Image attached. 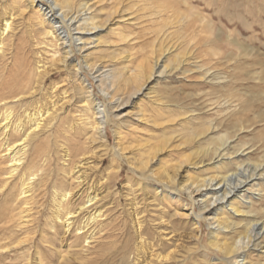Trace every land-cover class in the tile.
Here are the masks:
<instances>
[{
  "label": "rangeland",
  "instance_id": "rangeland-1",
  "mask_svg": "<svg viewBox=\"0 0 264 264\" xmlns=\"http://www.w3.org/2000/svg\"><path fill=\"white\" fill-rule=\"evenodd\" d=\"M22 1L24 0H9L8 3L18 7ZM130 1L135 0L128 2ZM166 1L169 4L175 3V0ZM181 2L175 3L174 6L177 11L188 16V21L183 22L186 25L181 23L183 18L177 15L169 18V15L165 13L162 16L149 18L151 10L146 8L147 12L142 13L134 24L120 28L112 26L99 35L101 45L98 54L109 56L117 51L122 54L118 62L106 58L104 66L109 68L108 71L111 69L118 72L116 75L119 77V87L122 88L120 91L124 92L119 93V97L122 94L123 107L115 114H119V118L122 117L125 122L120 130L122 135L119 137L122 139V153L127 161L119 159L115 154L119 139L115 134V124L118 121L114 117L107 124L102 140L101 135L93 134L92 126L88 131L79 126L87 107L82 102L85 97L81 91L82 81L76 77V73L55 72L44 78L40 85L38 84L42 71L38 67L44 64L51 66L53 54L58 49H53L50 45H42L43 38L32 35L33 29L27 20L28 17L20 15L18 10L13 11L15 30L10 35L17 34L15 45L20 39L22 40L18 46L23 48L25 58L21 52L15 59L16 51H13L12 55L11 51H7L6 58L4 54H0V100L7 92L18 88L27 75L29 77L26 69H30L33 70L32 85L37 91L34 100L40 103L42 109H52V106L56 104L54 112L61 117L57 126L46 130L40 141L38 140L39 143L34 144L26 160L29 173L44 174L43 180L36 183L31 196L28 194L24 198L22 195L21 177L13 181L10 187H6L4 183L8 178L6 170L8 164L0 158V264H36L35 259L38 254L46 264H121L125 258H130L134 247L140 242L136 233V224L139 220L144 224L143 235L147 242L158 245L168 236L167 239L181 244L178 259L187 255L184 248H196V253L192 257V259L195 258L194 260L199 258L196 264L221 262L223 255L209 246L211 236L207 222L202 223L200 238L201 243L207 247L208 259L199 254L200 250L195 241L197 233L194 222L183 215L189 214L193 207L188 195L183 194L178 201L169 200V198L165 201L161 199L154 201L157 193L161 196L162 186L156 181H144L133 171L132 166L139 169V163L146 159L145 163H150L144 170L147 175L162 180L166 174L176 172L175 167L180 162L188 158L195 159L200 150L214 146L217 144V139L222 136V132L208 135L207 138L206 135L199 138V143L189 140L192 129H206L207 121L219 117L218 109L202 110L193 114L196 119L193 122L195 126H192L191 115L173 122L169 121L167 115L170 113L163 109L164 106L161 107L164 103H169L170 108L178 112L177 110L180 109L175 106H182L183 110H189V108L199 110L205 105L229 104L238 98L245 102L264 95V82L259 80L264 78V0H181ZM138 5L145 6V4ZM9 9L10 5L0 6V21L6 12H10ZM141 9L134 11L138 15L143 11ZM205 23L213 29L211 31L206 29ZM118 33L128 37L129 42L119 41ZM114 42L119 46L118 48L111 47L110 44L115 45ZM74 50L73 60L84 66L83 56L76 49ZM162 50L171 53L166 60V67H170L169 71L177 66L178 60L183 58L187 60L185 69L193 73L183 76L182 73L176 72L166 79L153 82L143 91V94L130 98L129 95L131 94L132 97V93L125 90L130 86L126 82L127 78L133 76L135 72V74L138 73L140 63L143 64L146 58L154 60L151 56L152 52L159 54L163 52ZM91 73L87 70L84 75L90 80L93 93L98 98V102L108 106L111 111V100L103 93V89H107V92L113 95L112 83L105 82L101 89ZM257 98L253 100V103L258 112L262 113V117L250 125V130L240 134L239 137L242 146L263 147L252 155L253 162L264 156V123L260 122L264 119V100ZM35 108L33 105H14V119L27 120V115L30 112L34 113ZM175 112H172V116L176 115ZM3 115L4 110L0 108V118ZM167 140L171 141L167 146H162ZM77 142L89 144L83 149L74 148ZM2 144L3 137H0V153L3 151ZM64 145L67 147L74 145L72 147L74 153L87 154L89 159L94 161L91 171L87 173L89 177L98 178L96 185L100 186L99 194L103 199L101 204L105 213V222L104 225L102 223L103 227L101 225L97 228L98 233L96 232L97 237L93 244L84 239L78 240L76 234L80 232L74 233L69 240L62 242L64 230L60 224L53 222V212L57 210L53 200L59 192L68 190L67 184L73 181V179L70 181V177L65 180L61 171L66 159L63 160L64 150L62 154L59 152ZM158 146H161L160 149L163 151L149 158L148 152L152 149L158 150L156 149ZM216 171L213 166H210L203 172L201 170L186 171L183 177L188 176L186 181L189 177L196 180L203 174L214 175ZM108 177L111 179L107 180ZM262 191L264 196V183H262ZM255 205L256 210H254L259 217L257 220L262 224L264 223V199ZM258 211L261 214H258ZM195 212L199 213L198 207L195 208ZM136 214H139L137 221L134 216ZM238 218L236 223L241 225L238 228L241 232L246 222L242 221L241 216ZM41 237L52 243V246L42 243ZM228 237H234V234ZM180 239L181 242L178 243ZM7 244L13 246L7 253H3L2 251L8 247L5 246ZM16 247L19 249L15 250ZM163 247L171 250L175 248L172 244H166ZM159 252L163 253V250L159 249ZM131 257L130 261L134 256L131 255ZM249 260L253 264H264V250L255 253Z\"/></svg>",
  "mask_w": 264,
  "mask_h": 264
},
{
  "label": "bare ground",
  "instance_id": "bare-ground-1",
  "mask_svg": "<svg viewBox=\"0 0 264 264\" xmlns=\"http://www.w3.org/2000/svg\"><path fill=\"white\" fill-rule=\"evenodd\" d=\"M128 1L129 0H24L18 7H13L12 4L8 3L9 0H0V4H2L0 6L10 5V12H6L0 21V54H4L6 58L7 51H11V55L13 51H16L14 56L15 59L21 52L23 53H21V55L25 58L23 48L18 46L22 40L20 39L19 42L16 43V46L15 38L17 34L10 35V33L15 30L13 28V25H15L13 24L15 16L13 11L18 10L17 12H19L20 15H26V17H28L27 20H29L30 27H32L34 32H32V35L35 34L43 38L44 42L42 41V45L46 44L47 46L50 45L53 49H58L53 54L51 66H47L48 64L43 63V66L38 67L39 70H42L41 72L39 71L40 81H38V84L40 85L42 81H44V78L51 76L55 72L65 71L71 72V74L73 72L76 73V77L82 81L81 91L85 96L82 102L87 107L83 115L84 119L81 118L83 121H80L81 123L79 126L81 128L83 127L85 131L90 130V126H92L93 134L101 135L100 139L102 140L106 132L107 124L111 121L112 117H114L115 120L118 121L117 124H115V134L117 139H119L115 148V154L121 160H126L122 153V139L119 137L122 135L120 130L125 122L122 120L123 118L121 117L120 119L119 114H115V112L123 107L122 105L124 102L123 98H121L122 94L119 97V93L124 92L120 91L122 88L119 87V77L116 75L118 72L111 69L108 71L109 68L104 66V61H106V58L107 60L110 58L118 62L122 54H119L118 51L109 54V56L106 54L107 57L98 54L101 45L99 35L112 26L120 28L126 27L128 24H134L142 13L147 12L146 8L151 10L149 18L162 16L166 13L169 15V18L176 15L182 17L181 23L183 25H186L183 22L188 21V16L177 11L174 6L175 3H180L181 0H175L173 4H169L166 0ZM138 4H145V6ZM139 8H142L141 10L143 11L140 12L138 16L136 14L137 12L134 10ZM206 29L211 31L213 27L206 24ZM117 35L118 40L122 43L129 42V38L125 37L122 33H118ZM113 44H115V42ZM110 45L112 48L119 47L116 44ZM74 49L83 56L84 66L73 60ZM42 50L43 49H41V51ZM152 53L151 56H153L154 60L146 58L143 64L140 63L141 66L139 67L138 73L135 74V72L133 76L131 75L127 78L126 82L129 83L130 86L125 90H127L128 93H132V97L131 94L129 95L127 93L132 99L139 94H143V91L157 80L166 79L176 72L182 73L183 76L188 73H193L191 70L185 69L187 60L183 58L178 60L177 66L169 71L170 67H166V60L171 54L169 51L164 50L159 54H157V52ZM214 55L217 56L216 54ZM11 58L9 60H11ZM124 60L127 61L126 58H124ZM124 68L128 69L127 67ZM8 70L9 68L7 72ZM26 70V72L29 73V77L27 75L26 79H24L25 83H23L24 81L22 82L20 85L21 88H19V86L15 88V90L9 91V93L7 92L0 100V108L4 110V115L0 118V137H3V151L0 155L5 154L0 158L8 164L6 168L8 178L5 180L4 184L6 187H10L13 181L21 177V192L24 198L28 194L31 196L36 187V183L44 178V174L40 175L37 172L29 173L28 162L26 160L34 144L37 143L38 140L40 141L43 133L47 132L46 130H51L54 126H57L58 120L61 117L60 114L58 115V113L56 114V112H54L56 104L52 106L53 110L48 108L42 109L40 103L34 100L37 91H35V87L32 85L33 70ZM87 70L92 72V77L100 84L101 89H103L105 82L112 83L111 86L114 94L111 95L108 93L107 89H103V93L111 100L110 107L113 113H111L108 106H104L101 102H98V98L93 93V86L90 80L84 75ZM121 76H123V74ZM259 80L264 82V78H259ZM105 88H107V86ZM40 91L42 90L40 89ZM117 97L119 98L116 99ZM256 98L257 97H255V99ZM257 99L263 101L264 95ZM253 100L242 102V100L238 98L232 100V103L229 104H212L210 105L212 108L205 105L199 110H195L194 108L183 110L184 107L175 106L177 109H180L177 110L178 112H175L174 109L172 110L169 103H164V105L158 104L162 105L161 107L164 106L163 109L170 113L167 115L169 121L173 122L181 117L191 115L190 121L192 126H195L193 122L196 119L193 114L202 110L212 111L218 109L217 114L219 117L215 120L212 119L207 121L206 124H208V128L206 129H192L189 140L198 141L199 143V138L205 137L206 135L207 138L211 134H220L222 132V136L217 139V144L214 146H208L200 150V153L195 159L191 160L188 158L186 161L180 162L179 165L175 167L176 172L166 174L164 178L162 177V180L157 178L154 179L150 175H147L144 170L148 168L150 163H145L146 159L139 163L138 166L141 169L132 166L133 171L138 174V177L144 179V181L147 180V182H159L162 186L163 192L161 196H159L160 193H157L154 201L158 199L165 201L167 198H169V200L178 201L183 194L188 195L193 207L190 209L189 214L183 215H186L187 219H192L194 222L197 233L195 241L198 250H200L199 254H202L204 258L208 259L207 247L201 243L200 238L202 223L207 222L210 227L211 236L209 246L223 255L221 262H212V264H253L249 259L252 258L255 253L264 250V223L260 224L259 220H257L259 218L257 212H255V204L264 199L262 191V183H264V156H262L260 160L253 162L252 155L256 151H259L261 146H242L239 142L240 134L250 130V125L254 124L256 120L262 117V113L258 112ZM17 104L21 106L33 105L36 107L34 113H31V110H29L30 114L27 115V120L25 119L26 122L22 118L17 120L14 119L13 108L14 105ZM213 107H215V109H213ZM50 110H52V112ZM172 112H175L176 115L172 116ZM252 116L254 117L251 119ZM260 122L264 123V119H261ZM170 141L171 140H167L162 146H167ZM88 144V142L84 144L77 142L74 144L75 146L72 145L71 147L64 145L59 152L62 154L64 150L65 153L63 160H66L63 162V169H61L65 177L64 179L66 180L67 177H70V181L73 179L70 184H67L68 190H62L53 200L57 208V210L53 212V222L54 224H60L64 230L62 242L69 240L74 233L80 232L76 234L78 240L84 239V241L93 244V241L97 237V228L101 227L102 223L104 225L105 222V213L101 204L103 199L100 198L99 194L100 186L96 185L98 178L89 177L87 173L91 171V165L94 161L89 159L87 154H77L74 153L73 150L77 147L83 149ZM73 146L74 148H72ZM160 147L161 146H158L156 148L158 150H150L148 152L149 158L156 153L162 152L163 150L161 151ZM51 158L53 157L51 156ZM210 166H213V168L217 170L214 175L208 176V174H203L202 177L196 180H192L189 177L188 181H186L188 176L183 177L186 171L201 170L203 172ZM103 178L104 177H102V179ZM110 179V177L107 178V180ZM66 183L67 181L65 184ZM142 184H140V186H142ZM157 191L158 189L156 192ZM196 207L199 208L198 214L195 212ZM244 208H247V210H243ZM259 213L258 211V214ZM138 215L139 214L134 215L136 221L139 220ZM242 215L244 216L242 217ZM239 216L243 219L242 221L246 222L241 232L238 230L241 225L236 223ZM143 225L142 221L139 220L137 222L136 233L139 236L140 242L134 247V250L130 254V258H125L121 264H196L199 258L196 260H194L195 258L192 259L196 253V248H184L185 254L187 255H183L182 258L178 259L177 255L181 252V244L174 243L172 239H167L168 236L164 238L163 241H160L158 245L154 242H147L143 235ZM230 234H234V237H228ZM41 239L42 243H47L52 246V243L48 240H45L43 237H41ZM177 242L180 243L181 239ZM166 244H172V247H175L174 250L163 247ZM5 246L8 247L2 251L3 253H7L13 245L7 244ZM14 249L18 250L19 247ZM159 249L163 250V253L159 252ZM83 250H85V248H83ZM131 255L134 257L133 260L130 261L132 258ZM63 259L65 258L63 257ZM207 259L205 261H207ZM35 263L46 264L40 254L37 255Z\"/></svg>",
  "mask_w": 264,
  "mask_h": 264
}]
</instances>
